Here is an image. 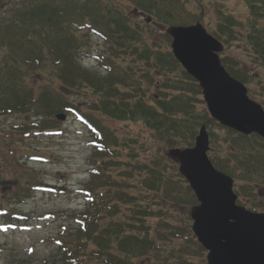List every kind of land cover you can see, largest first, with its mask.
Segmentation results:
<instances>
[{
	"label": "trees",
	"instance_id": "obj_1",
	"mask_svg": "<svg viewBox=\"0 0 264 264\" xmlns=\"http://www.w3.org/2000/svg\"><path fill=\"white\" fill-rule=\"evenodd\" d=\"M132 1L159 24L188 19L182 0ZM243 1L252 19L264 21V0ZM0 4L8 7L0 19V116L32 111L42 118L39 110L71 113L81 119L91 137L90 177L81 190L85 207L73 232L55 242L59 264L145 263L158 249L156 237L167 236L187 241L182 247L185 255L190 245L202 255L204 250L190 230L165 219L164 207L181 208L190 221L189 210L196 199L167 153L192 147L202 125L213 148L219 145V133L223 135L225 148L218 149L223 154L209 156L213 167L242 184L238 190L249 187L251 198L256 197L254 190L264 189V141L211 121L198 84L157 36L142 33L124 6L111 0H0ZM254 22L249 31H237L240 24L228 16L211 34L224 48L245 42L255 69H263L264 29ZM80 32L104 41L105 50L97 57L104 78L82 71L77 53L82 47ZM160 37L169 42L166 35ZM220 61L233 79L249 85L252 79L238 62L224 52ZM47 62L56 67L61 92L43 89L35 94L27 79ZM143 82L153 88L152 94L144 90ZM72 91H91L96 97L91 105L94 112L116 122L140 124V132L132 138L118 137L103 120L71 103L66 92ZM123 151L131 153L132 161L121 159ZM181 258L178 264H198Z\"/></svg>",
	"mask_w": 264,
	"mask_h": 264
},
{
	"label": "rangeland",
	"instance_id": "obj_2",
	"mask_svg": "<svg viewBox=\"0 0 264 264\" xmlns=\"http://www.w3.org/2000/svg\"><path fill=\"white\" fill-rule=\"evenodd\" d=\"M111 1L120 7L124 6L125 12L139 25L142 33L149 38L157 36L163 48L170 52L171 38L166 34L169 27L200 23L212 36L217 24L228 16H234L241 26L237 31L242 32L249 31L250 24L255 21L243 0H226L224 5L219 4L220 0H182L188 19L174 20L176 23L168 25L156 22L153 14L138 11L132 0ZM3 4H0V19L8 12L7 4ZM254 24L264 29V21L258 19ZM82 33H79L82 47L77 51L80 67L95 77L104 78L105 73L97 61V57L105 50L104 41L90 33ZM160 34L162 37L166 35L169 42L162 41L164 39ZM224 53L238 62L240 70L251 77L249 85H244L248 97L259 105L264 104V68L255 69L252 52L246 43L234 42L231 47L224 48ZM119 63L123 64L121 61ZM127 63H130L129 60ZM27 84L35 94L43 89L61 92L62 88L56 67L51 62L33 72ZM141 85L152 94L153 88L146 82ZM122 89L129 92V88ZM151 94L148 95L149 103ZM66 97L82 112L92 113L103 120L120 138L135 137L141 130L140 124L116 122L94 112L91 105L96 97L91 91L66 92ZM37 113H42V118H36L32 111L0 116V264H59L55 242L67 238L73 232L76 220L85 207L81 190L89 180L92 160L88 129L75 114L63 113L66 118L61 122L56 120V116L60 115L58 113H45L43 110ZM222 138L223 135L219 133V145L215 148L210 145L208 156L223 154L218 150L225 148ZM130 156L131 153L127 155L123 151L121 159L130 162ZM241 186L234 182L235 194L240 203L254 207L259 204V199L264 198L256 190L253 191L256 197H249V187L238 190ZM164 207L166 220L190 230L191 220L188 221L181 208ZM156 242V252L141 264H178L182 255L189 261L206 264V252L200 255L192 245L189 246V254L185 255L182 247L188 244L187 241L167 236L165 240L156 237Z\"/></svg>",
	"mask_w": 264,
	"mask_h": 264
},
{
	"label": "water",
	"instance_id": "obj_3",
	"mask_svg": "<svg viewBox=\"0 0 264 264\" xmlns=\"http://www.w3.org/2000/svg\"><path fill=\"white\" fill-rule=\"evenodd\" d=\"M166 34L173 57L198 83L210 119L242 136L264 140V110L222 67V44L200 23L169 27ZM56 118L65 120V116ZM208 151L203 125L192 148L168 152L198 203L190 209L191 232L207 251L206 264H264V214L236 205L233 180L212 166Z\"/></svg>",
	"mask_w": 264,
	"mask_h": 264
},
{
	"label": "flooded vegetation",
	"instance_id": "obj_4",
	"mask_svg": "<svg viewBox=\"0 0 264 264\" xmlns=\"http://www.w3.org/2000/svg\"><path fill=\"white\" fill-rule=\"evenodd\" d=\"M262 190L264 189H258V193L263 194L262 196H264V192ZM263 201H264V198L259 199V202H258L259 204H257V206H254V207L248 206L243 202L240 205H243L241 207L246 208L250 212L264 214V202Z\"/></svg>",
	"mask_w": 264,
	"mask_h": 264
}]
</instances>
